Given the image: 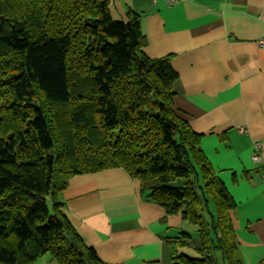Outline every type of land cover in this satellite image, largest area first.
Instances as JSON below:
<instances>
[{
    "label": "trees",
    "instance_id": "trees-1",
    "mask_svg": "<svg viewBox=\"0 0 264 264\" xmlns=\"http://www.w3.org/2000/svg\"><path fill=\"white\" fill-rule=\"evenodd\" d=\"M108 0H0V264L104 262L65 213L70 176L122 168L140 191L195 227L200 258L245 264L235 202L174 107L171 56H147L140 15ZM192 234L168 238L189 245ZM264 264V263H262Z\"/></svg>",
    "mask_w": 264,
    "mask_h": 264
},
{
    "label": "crops",
    "instance_id": "crops-1",
    "mask_svg": "<svg viewBox=\"0 0 264 264\" xmlns=\"http://www.w3.org/2000/svg\"><path fill=\"white\" fill-rule=\"evenodd\" d=\"M113 19L140 15L150 58L171 56L178 78L174 107L202 134L200 146L235 207L230 215L241 260L264 263V0H108ZM239 127L245 130L241 132ZM259 143L261 162H255ZM65 213L84 242L112 264H172L200 258L167 241L187 226L180 214L140 191L122 168L72 175L62 192ZM34 264H58L44 255Z\"/></svg>",
    "mask_w": 264,
    "mask_h": 264
},
{
    "label": "built area",
    "instance_id": "built-area-1",
    "mask_svg": "<svg viewBox=\"0 0 264 264\" xmlns=\"http://www.w3.org/2000/svg\"><path fill=\"white\" fill-rule=\"evenodd\" d=\"M177 0H166V3L167 4H171V3H174L176 2ZM258 44L262 47H264V37L258 39ZM239 130L241 132H243L245 129L243 127H239ZM260 144L259 143H255L254 144V148H255V152L252 154V159L255 161V162H261V156H260V153H259V149H260Z\"/></svg>",
    "mask_w": 264,
    "mask_h": 264
},
{
    "label": "rangeland",
    "instance_id": "rangeland-1",
    "mask_svg": "<svg viewBox=\"0 0 264 264\" xmlns=\"http://www.w3.org/2000/svg\"><path fill=\"white\" fill-rule=\"evenodd\" d=\"M186 225L187 226L184 228L183 231H187V232H193V231H195V227L192 224L186 223Z\"/></svg>",
    "mask_w": 264,
    "mask_h": 264
}]
</instances>
